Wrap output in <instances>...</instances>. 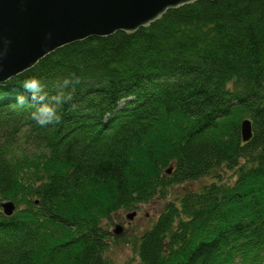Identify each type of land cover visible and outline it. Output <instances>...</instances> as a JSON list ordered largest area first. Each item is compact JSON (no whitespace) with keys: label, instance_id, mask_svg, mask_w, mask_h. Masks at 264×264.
Here are the masks:
<instances>
[{"label":"trees","instance_id":"obj_1","mask_svg":"<svg viewBox=\"0 0 264 264\" xmlns=\"http://www.w3.org/2000/svg\"><path fill=\"white\" fill-rule=\"evenodd\" d=\"M72 74L61 121L38 125L23 81L53 95ZM0 93V264H112L114 214L155 199L135 264H264V0H196L67 44Z\"/></svg>","mask_w":264,"mask_h":264},{"label":"water","instance_id":"obj_2","mask_svg":"<svg viewBox=\"0 0 264 264\" xmlns=\"http://www.w3.org/2000/svg\"><path fill=\"white\" fill-rule=\"evenodd\" d=\"M196 0H0V81L31 67L56 49L88 37L116 31L134 32L160 18L167 10ZM253 136L252 123H240L242 142ZM172 167L166 172L169 174ZM5 215L15 204L1 203ZM134 212H128L131 220ZM122 233L121 225L112 230Z\"/></svg>","mask_w":264,"mask_h":264},{"label":"rangeland","instance_id":"obj_3","mask_svg":"<svg viewBox=\"0 0 264 264\" xmlns=\"http://www.w3.org/2000/svg\"><path fill=\"white\" fill-rule=\"evenodd\" d=\"M223 172V178L225 180H229V174L231 171L227 170ZM209 178H199L196 180H188L183 183L174 184L169 189V198L171 199L177 193H181L183 191L188 190H197L198 187L207 183ZM165 204L164 199H155L147 203L140 204L139 214L136 215L131 221H133L132 225L128 227L127 232H122L117 237V240H114L106 251L107 257L110 259L112 264H135L137 261V249H138V239L141 234L151 227L153 222L158 217L161 212L163 206ZM128 212H131L128 211ZM127 212H117L114 214L115 225L119 224V220L123 219L124 221H129L126 218ZM116 217V218H115ZM115 226L112 227V230Z\"/></svg>","mask_w":264,"mask_h":264},{"label":"clouds","instance_id":"obj_4","mask_svg":"<svg viewBox=\"0 0 264 264\" xmlns=\"http://www.w3.org/2000/svg\"><path fill=\"white\" fill-rule=\"evenodd\" d=\"M0 60H2V55H0ZM79 82L80 80L75 74H72L71 77H65L56 84L55 94L49 95L44 90V85L40 80L35 77L25 79L22 86L31 93V104L34 106L30 118L42 127L59 123L61 121L59 109L72 101L75 85ZM0 87H3V81H0ZM0 97H2V93H0ZM24 104H26V97L18 96L16 105L22 106Z\"/></svg>","mask_w":264,"mask_h":264},{"label":"flooded vegetation","instance_id":"obj_5","mask_svg":"<svg viewBox=\"0 0 264 264\" xmlns=\"http://www.w3.org/2000/svg\"><path fill=\"white\" fill-rule=\"evenodd\" d=\"M131 211H133L135 214H134V217H136V215L137 214H139V208H135V209H132ZM133 217V218H134ZM132 218V219H133ZM129 220V219H128ZM116 222V221H115ZM119 225H121V230H122V232L124 233V235H125V233L127 232V230H128V227L129 226H131L132 225V223H133V221H131V220H129V221H124L123 219L121 220H119ZM112 234H113V231H112Z\"/></svg>","mask_w":264,"mask_h":264}]
</instances>
